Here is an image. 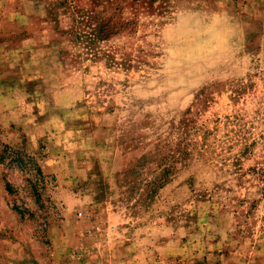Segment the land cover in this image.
<instances>
[{"label":"rangeland","instance_id":"rangeland-1","mask_svg":"<svg viewBox=\"0 0 264 264\" xmlns=\"http://www.w3.org/2000/svg\"><path fill=\"white\" fill-rule=\"evenodd\" d=\"M0 18V139L47 175L35 201L0 166V264H264V0Z\"/></svg>","mask_w":264,"mask_h":264},{"label":"trees","instance_id":"trees-1","mask_svg":"<svg viewBox=\"0 0 264 264\" xmlns=\"http://www.w3.org/2000/svg\"><path fill=\"white\" fill-rule=\"evenodd\" d=\"M0 166L3 169V177L7 178L8 176L17 175L26 183L24 186L16 185V187H13L6 181L5 189L8 193H13L20 189L24 193L33 196L35 201L42 199L46 190L45 178L47 175L40 162L39 152H29L24 148L15 147L0 139ZM163 182V177H155L153 183L159 188ZM14 209L22 213V210L18 207H14ZM24 210L26 211L27 209Z\"/></svg>","mask_w":264,"mask_h":264},{"label":"crops","instance_id":"crops-1","mask_svg":"<svg viewBox=\"0 0 264 264\" xmlns=\"http://www.w3.org/2000/svg\"><path fill=\"white\" fill-rule=\"evenodd\" d=\"M2 21H4V19H3V18H0V25H1V22H2ZM0 28H1V27H0ZM3 41H4V40H1V41H0V51H2V50L5 49V46H4V44H3Z\"/></svg>","mask_w":264,"mask_h":264}]
</instances>
